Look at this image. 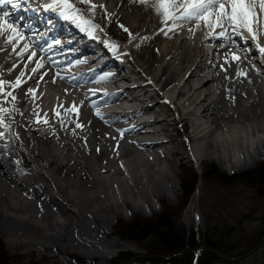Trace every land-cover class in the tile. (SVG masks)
I'll return each mask as SVG.
<instances>
[{
	"label": "bare ground",
	"instance_id": "1",
	"mask_svg": "<svg viewBox=\"0 0 264 264\" xmlns=\"http://www.w3.org/2000/svg\"><path fill=\"white\" fill-rule=\"evenodd\" d=\"M40 1L17 0L30 7ZM92 2L104 5L109 18L97 10L88 19L104 32L120 33L126 44L109 39L117 47L106 49L86 38L87 31L78 35L65 24L47 36L60 43L40 51L47 40L41 34L59 22L28 15L23 20L33 24L24 27L26 40L17 52L25 42L36 46L23 57L11 46L0 51V79L14 82L23 72L26 81L14 91L5 86V91L16 95L15 102L0 95V107L16 109L5 117L6 138L0 141V234L7 236L6 244L13 249L50 252L96 247L87 235L106 233L112 219L123 217L121 205L131 216L153 210L150 197L160 200L170 192L167 197L173 199L175 185L166 166L180 155L178 135L170 133L177 124L193 143L189 160H214L226 168L228 157L238 153L241 163L250 159L249 164L264 155V57L258 54L256 41L245 43L235 36V45L222 47L219 39L207 36L202 24L194 34L186 30L194 25H185L177 29L179 34L164 35L160 29L167 31V25L155 12V0L144 5L133 0ZM10 8L16 22L19 10ZM259 44L264 46V34ZM240 48L247 52L241 54ZM32 51L36 56L29 62ZM234 53L240 55L238 61L232 60ZM38 59L44 67L32 73ZM53 60L61 63L54 65ZM238 70L246 75L238 77ZM56 73L63 79L57 77L53 83ZM101 76L108 78L100 80ZM28 88L38 89L35 97L25 95ZM37 114L48 123L37 124ZM76 123L83 127L76 128ZM253 140L256 150L251 153L246 147ZM236 165L231 161L232 167ZM194 193L188 211L193 209ZM134 197L144 205H136ZM101 250L88 255L77 252L106 264Z\"/></svg>",
	"mask_w": 264,
	"mask_h": 264
},
{
	"label": "rangeland",
	"instance_id": "2",
	"mask_svg": "<svg viewBox=\"0 0 264 264\" xmlns=\"http://www.w3.org/2000/svg\"><path fill=\"white\" fill-rule=\"evenodd\" d=\"M129 3L131 4L130 1ZM99 29L100 30L98 32H102V34L100 33L102 36L101 40H104V42H108L110 39L118 44L119 42L126 44L124 37L120 33L115 36L113 33L111 35V32H104L102 28ZM225 72V77L230 79L231 74L228 73L227 70ZM170 133H177V144L179 143L178 151L181 155H178L177 158L170 159L172 162L166 166L168 171L171 172V182H173L175 185L176 196L173 197V199L172 197H167L168 194L170 196V192L165 194L160 200H156L155 198L151 199L150 197L151 203L149 202V205L151 208H153V210H147V214L133 212V215L131 216L125 213V207L120 204V209L124 211L123 217L112 219L110 228L106 231V233L103 234L98 232V234H96L97 232H94L87 235L90 242L97 243L98 246L96 247H80L78 250L67 249V251L54 250L50 252L37 249H31V251L27 249L28 251H26V249L19 247L14 249L10 248L6 244V241L8 240L6 239L7 236L0 234V244L2 245L3 254L6 256L7 262L9 264H100L101 259L99 257L91 258L82 256L77 251L80 250L81 252L88 255L93 253L95 250L96 251L94 253H98L102 249L101 251L105 250L106 257L108 258L105 260L106 264H117L120 253L147 254L146 251L141 250L129 240L125 241L121 237H118L116 234L117 227H126L138 220H155L157 216L163 212V210H167L168 212L172 213V219L174 221L172 231L176 232L178 237H181L184 239V241L193 239L197 242H203L208 236L212 237L214 234H221L222 238L227 243L229 240L231 245L234 244L236 246V250L239 249L240 252L244 251L249 243H251L250 238L264 230V202L257 198L254 188L250 185H246L244 183L225 185L220 181L222 175L231 177L233 175H243L256 170L260 164L264 162V155L261 154L257 156L254 158V163L249 164L247 161L250 159L243 160V163H241L242 159L240 158V153H238V155L228 157L229 164L226 168H221L214 160H207L205 163L201 162L200 160H193V162L192 160H189V158L192 156L190 150L191 147L193 148V143L188 142L186 139L184 133L182 132V125H175L174 130H172ZM254 141L255 140H253V142H249L247 145L248 147H246V150L251 153L256 150ZM235 160H237V165L232 167L231 161L236 164ZM211 166L212 168H215L216 171L215 173H212L213 175L208 177V179H205V172L210 171L209 169ZM189 176L192 180L193 178L195 179L197 187L193 195V197L195 195L196 197L193 199V201L191 200V207L193 209L188 211L187 206L191 202L190 200L186 202L185 196L183 194V188L180 186L183 178H189ZM159 181H161V179H159ZM198 187L200 190H198ZM133 201L137 202L136 197H134ZM138 202L143 204L140 200H138ZM138 202L136 205H138ZM179 207L181 208L179 209ZM255 210L256 212H254ZM42 224H44V222H42ZM69 238L72 241H76V236H70ZM114 240L123 243V245L114 242ZM256 255L258 256L255 257ZM147 259L148 258L138 259L133 264H163L160 263L158 259L149 261H147ZM215 264L229 263L220 261ZM236 264H264V246L253 257Z\"/></svg>",
	"mask_w": 264,
	"mask_h": 264
},
{
	"label": "snow or ice",
	"instance_id": "3",
	"mask_svg": "<svg viewBox=\"0 0 264 264\" xmlns=\"http://www.w3.org/2000/svg\"><path fill=\"white\" fill-rule=\"evenodd\" d=\"M134 3L141 5L147 4L148 0H133ZM46 10L56 12L59 16L67 21H73L79 26H82L84 30L91 35L95 31H99L94 23L88 17H94L97 10L104 11L105 19L109 18V14L106 12L104 5H96L92 0H45ZM10 5L13 9L19 7L17 0H0V39L3 40V44L0 45V51H3L6 46H11L12 52L19 57H23L24 53L27 52L30 47L36 45H29V43H23V47L17 52V47L21 41L26 40L25 35L21 32L20 26L12 20V13L7 10V6ZM77 5H83L84 7H77ZM156 14L161 19V24L167 25V31L165 28H161L160 32L167 35L168 31L175 34H179L177 29L183 28L185 25H194V27H187V31L190 34H194L196 28H199L201 24L207 30V36L213 39H219L221 46H227L229 43L235 45L233 37H241L245 43L250 39L257 42L258 54L264 57V46L259 44V36L264 34V0H155L153 4ZM122 30L131 33L129 30L120 25ZM217 29L219 31L217 32ZM215 33V35H213ZM59 40H53L48 42L46 49H40L41 51L51 50L55 45L59 44ZM113 50L117 47L116 45H107ZM247 49L240 48V53L245 54ZM36 56V52L32 51L28 55L27 59L29 62ZM251 57L245 55V59ZM240 55L232 54V60L238 61ZM227 62V61H226ZM36 67L32 68V73H37L40 68L44 65L41 60H36ZM13 69L16 67L13 64ZM221 70L226 69L221 66ZM44 75L41 74L40 79L43 80ZM246 75L240 70L237 71V76ZM24 73L21 72L19 76L15 78L14 82L5 81L0 79V95L4 97H11V100L15 102L17 100L16 95L13 92L5 91V86L11 87L13 91L20 88L22 83H26L23 80ZM60 77L59 73L53 77L52 82L55 83L56 78ZM108 77L101 76L100 80H106ZM227 78V77H226ZM39 83V82H37ZM38 89L28 88L25 95L31 94L35 97ZM94 91V90H90ZM16 111L15 106L10 109L7 107H0V141L6 138V133L2 130L8 127L5 124V117L11 112ZM75 111V108L72 109ZM98 116L99 112L96 113ZM59 117L60 113H56ZM35 121L37 124L43 122L47 124L48 121L41 120L39 115ZM47 116V113H45ZM61 127H64V122L61 120ZM83 125L76 123V128H82ZM19 137L17 136V139ZM99 151V149H97ZM123 167V165H122Z\"/></svg>",
	"mask_w": 264,
	"mask_h": 264
},
{
	"label": "trees",
	"instance_id": "4",
	"mask_svg": "<svg viewBox=\"0 0 264 264\" xmlns=\"http://www.w3.org/2000/svg\"><path fill=\"white\" fill-rule=\"evenodd\" d=\"M209 170L210 171L205 172V179H208V177L213 175L212 173H215L216 171V169L212 168V166ZM193 180L195 181L194 178ZM193 180L189 176V178H183V184L181 182L180 187L183 188L185 200L191 194L194 188ZM220 182L225 185H235L236 183H244L246 185H250L254 188L257 198L259 200L261 199L264 202V162L261 163L256 170L243 175H233L231 177L222 175ZM256 210L254 212H256ZM172 216L173 215L171 212L163 210V212L160 213L155 220L144 219L135 221L126 227L118 226L116 234L118 235V237H121L125 241L129 240L132 244L139 247L141 250L146 251L147 254L164 255L176 250L193 248L199 245H209L231 256H239L243 254L255 244V242L261 235L264 234L263 230L258 234L252 236L250 238L251 243H249L244 251L240 252L239 249L236 250V246L234 244L231 245L229 243V240L227 243L222 238L221 234H214L212 237L208 236L203 242H197L193 239L184 241V239L178 237L176 232L172 231L174 222ZM132 255H134V253L119 254V260L117 264H122ZM257 256L258 255H256L255 257ZM6 259V256H4L3 254L2 245L0 244V264H9ZM159 262L163 264H215L217 262H220V259L211 252L203 251L198 255L194 253H188L184 255L173 256L166 260H160Z\"/></svg>",
	"mask_w": 264,
	"mask_h": 264
},
{
	"label": "water",
	"instance_id": "5",
	"mask_svg": "<svg viewBox=\"0 0 264 264\" xmlns=\"http://www.w3.org/2000/svg\"><path fill=\"white\" fill-rule=\"evenodd\" d=\"M259 240L254 244L251 249H249L246 253L242 254L239 257H232L229 256L222 251L211 247V246H198L195 248L191 249H186V250H178L174 251L171 254L168 255H160V256H150V255H143V256H134L130 258L125 264H132L136 259H143V258H160V259H165L169 256H174V255H181L189 252H194V253H199L200 251H209L215 254L218 258H220L222 261L226 263H238L240 261L246 260L250 257H252L263 245H264V234L258 238Z\"/></svg>",
	"mask_w": 264,
	"mask_h": 264
}]
</instances>
